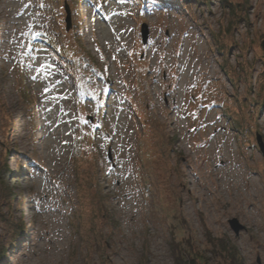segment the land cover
<instances>
[{
  "label": "rangeland",
  "instance_id": "1",
  "mask_svg": "<svg viewBox=\"0 0 264 264\" xmlns=\"http://www.w3.org/2000/svg\"><path fill=\"white\" fill-rule=\"evenodd\" d=\"M263 34L264 0H0V264H264Z\"/></svg>",
  "mask_w": 264,
  "mask_h": 264
},
{
  "label": "bare ground",
  "instance_id": "2",
  "mask_svg": "<svg viewBox=\"0 0 264 264\" xmlns=\"http://www.w3.org/2000/svg\"><path fill=\"white\" fill-rule=\"evenodd\" d=\"M19 9L16 8L15 12H18ZM101 21L104 22L106 21V17L103 15L101 17ZM188 58V55L186 54V60ZM173 71V70H171ZM171 71H169V73H171ZM181 73H183L184 71L181 70L180 71ZM189 71H187L186 73H183L182 75V79L183 81H185L187 79V76L189 75ZM114 82L111 83L110 87L112 89V92L113 93H116L117 90L114 86ZM52 89H55V90H59L58 89V83H55L52 85ZM51 89V90H52ZM166 96L168 98H173V101L175 102L176 101V95L174 93V90L173 89H169L166 91ZM56 99L59 98V95H56L55 96ZM172 110H168L165 112L166 115H169L171 113ZM49 119L43 117L42 118V124L41 126L39 127L40 128V134H41V137L39 138L40 141L43 143V141L46 140V137L48 134H54L55 131H57L58 127L57 125L59 124V114H56V118H57V121L56 122H51L53 116H50ZM61 135H59V137H61ZM18 154H20L21 156H24L25 158L29 159L30 161H34L32 156L29 155L28 153V150L26 147H24L22 149V151H17ZM55 155H56V158L58 159L59 158V155L57 152H55ZM224 164H225V161H223ZM58 165H60V162L58 160V163H56L55 166H52V170L55 172V171H61L62 168L61 167H58ZM40 192H39V199L42 203V212H41V215H48V218H49V221L51 222V225H50V229H48L47 231V238L46 240L48 242H50V246H54L53 249L50 251V259L51 261H54L55 259L58 260V251L56 250L55 248V245L56 244H60L61 246H65L67 244V240L64 239V226L61 222V220H59V218H55V213L59 211V209L54 205V203L52 202V199L50 198V194H49V189L47 187L44 188V186H41L40 187ZM39 230V229H38Z\"/></svg>",
  "mask_w": 264,
  "mask_h": 264
},
{
  "label": "trees",
  "instance_id": "3",
  "mask_svg": "<svg viewBox=\"0 0 264 264\" xmlns=\"http://www.w3.org/2000/svg\"><path fill=\"white\" fill-rule=\"evenodd\" d=\"M226 3V1H225ZM232 9H234V6L230 5ZM262 41H261V48L264 53V34L262 35ZM208 245L210 248H212V253L215 254L216 257L219 259L225 260V262H229V259H233V257H237L236 249L233 248V251L230 249L229 246H227V242L225 240H215L209 237ZM177 250L174 251V258L176 259V264H202V258L199 257L197 251L193 249H187L185 247H181L180 244L177 246ZM236 253V254H235ZM236 255V256H235ZM231 258H230V257Z\"/></svg>",
  "mask_w": 264,
  "mask_h": 264
},
{
  "label": "water",
  "instance_id": "4",
  "mask_svg": "<svg viewBox=\"0 0 264 264\" xmlns=\"http://www.w3.org/2000/svg\"><path fill=\"white\" fill-rule=\"evenodd\" d=\"M66 13L67 18H66V24H67V29L69 30L71 28V12L69 11L68 7H66ZM141 31H142V42H144V44H146L147 39H148V35H149V31L147 28V25L143 24L141 27ZM258 145L261 149V151L264 152V145L261 142V140H258ZM229 224L231 225L232 229L234 230V232L236 233V235H238L240 233V231L243 230L244 226H242L241 224H239V222L237 221V219H232Z\"/></svg>",
  "mask_w": 264,
  "mask_h": 264
}]
</instances>
